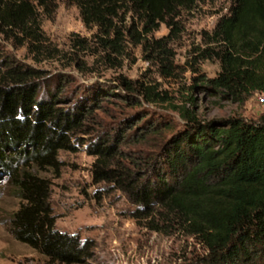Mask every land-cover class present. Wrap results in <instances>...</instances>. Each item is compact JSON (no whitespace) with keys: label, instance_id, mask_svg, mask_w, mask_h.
Returning <instances> with one entry per match:
<instances>
[{"label":"trees","instance_id":"1","mask_svg":"<svg viewBox=\"0 0 264 264\" xmlns=\"http://www.w3.org/2000/svg\"><path fill=\"white\" fill-rule=\"evenodd\" d=\"M199 1L204 0H66L78 8L86 27L97 28L93 38L103 49L117 48L112 35L121 36L116 27L121 11L138 18L147 34L159 23L170 25L179 10H190ZM55 2L0 0V28L16 30L37 50L47 41L37 9L51 14ZM128 33L135 44L141 43L134 28ZM202 41L198 59L220 65L215 77L201 80L206 90L238 104L253 93L264 94V0H231ZM75 44L84 48L83 40ZM62 86L63 81L47 79L39 70L3 67L0 173L20 200L10 219L14 239L51 262L76 264L87 255L88 245L55 228L49 184L39 176L56 165L58 151L75 150L71 139L83 132L84 106L56 107L63 99ZM139 93L150 102L160 97L146 86ZM179 114L183 129L142 164L141 172L121 173L101 161L95 176L124 180L146 215L172 221L204 247V264H264V115L204 122L184 106ZM103 137L90 148L101 159L112 140Z\"/></svg>","mask_w":264,"mask_h":264},{"label":"rangeland","instance_id":"2","mask_svg":"<svg viewBox=\"0 0 264 264\" xmlns=\"http://www.w3.org/2000/svg\"><path fill=\"white\" fill-rule=\"evenodd\" d=\"M230 5L231 0L199 1L179 10L170 25L159 23L147 34L143 23L123 10L116 24L121 36L112 35L115 49H103L93 38L97 28L86 27L78 8L66 0H56L51 14L37 9L47 40L37 50L16 30L0 28V72L19 66L60 79L64 95L56 107L86 110L83 132L71 139L75 150L58 151L56 165L39 173L49 184L55 228L88 245L76 264H204L206 252L194 237L172 221L146 215L124 180L101 179L94 170L102 161L121 173L141 172L142 164L183 129L182 106L204 122L264 115V94L253 93L238 104L202 86L201 80L215 77L220 65L199 60L197 50ZM131 28L141 35L140 44L130 38ZM76 39L84 41V48L76 46ZM142 86L160 97L148 101L139 93ZM103 136L112 140L101 159L90 148ZM19 206L16 191L0 173V264H62L14 239L10 219Z\"/></svg>","mask_w":264,"mask_h":264}]
</instances>
